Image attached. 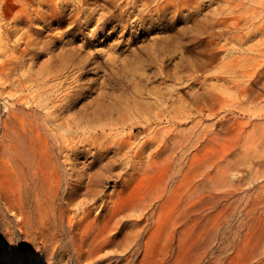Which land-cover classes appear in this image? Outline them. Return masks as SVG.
I'll list each match as a JSON object with an SVG mask.
<instances>
[{
  "label": "bare ground",
  "instance_id": "obj_1",
  "mask_svg": "<svg viewBox=\"0 0 264 264\" xmlns=\"http://www.w3.org/2000/svg\"><path fill=\"white\" fill-rule=\"evenodd\" d=\"M89 1L73 0L75 8L68 15L83 13L84 23L91 24L98 14L99 25L116 23L108 34L126 28V16L142 15L141 25L152 24L170 7L178 12L172 19L176 23L188 17L181 15L184 7L199 3L103 0L104 4L89 8ZM105 5L118 13H100ZM84 6L91 10H81ZM254 6L253 34L259 37L264 32V0H255ZM66 9L58 0H0V204L4 205L0 215L10 245L15 237L24 236L38 264H62L65 256L70 264H264V249L259 247L264 239V155L255 156L247 166L249 178L239 174L243 163L232 160L237 150L257 152L264 141V108L252 105L264 99V91L253 93L251 83L238 78L236 71L226 80L236 92H228L225 82L207 78L201 91L190 94L189 104L172 93L173 87L154 102L129 100L125 91H104L90 112L85 108L79 116L67 118L74 125L83 120L98 123L102 131L89 135L83 131L80 141L91 140L90 147L74 145L59 155L66 146L51 147L48 137L57 142L72 132L60 135L47 124L70 111L86 91L82 84L67 85L71 77L59 72L84 69L76 79L88 73L84 65L88 60L67 44L37 70L35 59L49 45L44 27L71 19L65 18ZM213 23L196 26L215 36L214 29L227 26L229 19ZM201 40L214 59L219 46ZM259 50L258 43L255 51ZM207 64V60L195 63L198 69ZM165 77L172 78L173 73L166 72ZM51 79L60 80L41 100L44 94L34 93L33 81L39 85ZM144 93L140 97L150 95ZM241 99L250 105L241 106ZM159 102L164 111L157 118H167L168 125L151 131V120L146 119L145 124L135 122L128 132L119 130L131 108L141 117ZM190 118L191 125L180 126ZM157 138L161 143L155 142ZM93 148L97 170L78 168L77 156L90 154ZM108 153L113 155L101 163ZM109 180L116 186L107 192ZM215 220L219 221L210 229ZM218 224L224 225L220 237L215 231ZM213 244L216 249L211 251ZM109 248L118 252L109 253ZM10 257L11 253L4 261Z\"/></svg>",
  "mask_w": 264,
  "mask_h": 264
},
{
  "label": "rangeland",
  "instance_id": "obj_2",
  "mask_svg": "<svg viewBox=\"0 0 264 264\" xmlns=\"http://www.w3.org/2000/svg\"><path fill=\"white\" fill-rule=\"evenodd\" d=\"M58 1L60 6H66L67 8L65 10V15H67L65 18L70 17L71 19L60 26L55 22L54 24L49 23L44 27V33L50 35L48 37L50 39L47 42L49 45L43 55L35 59V70L41 64L47 62L51 55L56 54L63 44L74 46L77 49V53H81L80 56L88 60L84 65H86L85 70H89L88 73L76 79L74 77L80 75L84 69L70 67L59 72L66 77H71L66 80L67 85L82 84L86 87V91H83L84 93L74 102L70 111L63 113L58 121L47 124L50 130L60 135H66L68 130L72 132L71 136L65 137L64 143H62L64 141L62 138L56 142L51 137H48L49 146L54 147L56 145V147L63 150L62 144L66 146L64 153L60 154L61 152L59 151V155H65L66 152L69 153L68 149L74 145L79 146L80 149L89 148L91 140L83 138L80 141L83 131L87 135L95 131H102V127L98 126V123L78 120V125H74L67 118H71L76 113L79 116L85 108L90 112L97 105L98 100L101 98L100 94L104 91L113 94L125 91V96L129 100L137 99L154 102L156 99L161 98L163 94L169 95L171 93L169 88L173 87L172 93H179L185 99V102L189 104L190 94L195 91H201L207 78L212 82H216V84L225 82L229 87L228 92H236L237 88L233 86V83L226 81L231 76L230 72L234 71L239 74L238 78L245 79L251 83L253 93L264 91V32L259 37L253 34L255 0H199L198 4H193L189 8L184 7L181 10V15H189L186 19H181L176 23H172V19L178 12L173 7L169 8L163 19L158 20V17L155 16L152 24L145 23L141 25L142 15L140 19H135L136 16H126L125 18L128 20L127 27L119 28L113 34H108V31L116 23L110 21L99 25L100 23H97L98 14H96L95 20L91 24H85V14L76 15L74 12L73 16L68 15L72 13L71 9L75 8L72 6L73 0ZM166 2L167 0H162L163 4H166ZM89 3H91L89 8H91L94 4H104L105 2L103 0H90ZM176 3L179 4L180 0H176ZM141 6L142 4L139 7ZM199 7L201 8L199 9ZM84 8L88 10L86 6L81 7V10ZM261 10L264 12V9L261 8ZM101 12L103 14L118 13L117 8L112 5H105ZM220 18H228L229 23L227 26L221 27L220 30V25H218L217 29H214L215 36H210V30L206 31V28L200 27L198 29V26H196L199 24L207 25L209 22L215 23ZM36 26L39 27L37 24ZM99 28L100 31L98 33H93ZM202 38L207 39V41L211 40V45H209L211 47L219 46V49L214 52L216 54L214 59L210 58L208 52L202 47ZM258 43L260 44V50L255 51ZM90 54L92 56L91 61ZM205 60L208 61V64L203 69H198L195 63ZM192 63H194V67ZM56 70H59V67H56ZM141 72L144 74L141 75ZM166 72L173 73V77L166 78ZM59 80L51 79L39 85L33 81L34 93L44 94L41 97V100H43L47 96V92L51 93L53 84H56ZM116 81H120L122 84L115 85ZM212 82L209 81V83ZM142 91L145 92L144 94L150 95L140 97L139 93ZM240 101L241 106L250 105L244 99ZM252 105H255L257 109H262L264 108V99ZM162 108L160 102L158 104L155 103V108L141 117L137 110L131 108L125 115L127 117L126 122L119 124L118 128L125 133L129 131L130 126L135 124V122H139L137 124H145L146 119L151 120V131L163 128L169 122L163 116L160 119L157 118L164 111H162ZM134 112H137L136 115L131 117L130 115L134 114ZM192 119L184 120L180 126H186L188 122L191 125ZM105 130L109 132V129L105 128ZM155 142L161 143V140L157 138ZM94 151H96L95 148L92 149L90 154L77 156L76 163L78 168L86 169L90 172L97 170L99 164H92L94 158L97 157L92 155ZM237 151L238 154L233 155L232 160L243 163L239 174L249 178L250 171L247 166L252 163L255 156L264 155V141L260 144L257 152L246 153L240 149ZM112 155L113 153L102 155L103 160L101 163H105ZM106 185L108 187L107 192H110L116 186V183L109 180ZM0 208H4V205L0 204ZM4 220L0 215V264H38L34 259V250L26 243L24 236L15 237L10 245L6 236V228L3 224ZM218 221L211 222L209 225L210 229H212V223L216 225ZM230 223L232 222L230 221ZM223 227V224H218L215 228L217 237L221 236ZM15 231L18 230L15 229ZM214 245H211V251L216 249L213 248ZM259 247L260 250L264 249V239ZM67 248H70V246L67 245ZM106 251L114 254L118 252L113 248H109ZM10 253L12 257L6 263L4 257ZM61 263L70 264L68 257L65 256ZM76 264L85 263L78 262ZM96 264H115V262L104 261Z\"/></svg>",
  "mask_w": 264,
  "mask_h": 264
}]
</instances>
